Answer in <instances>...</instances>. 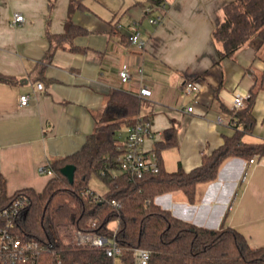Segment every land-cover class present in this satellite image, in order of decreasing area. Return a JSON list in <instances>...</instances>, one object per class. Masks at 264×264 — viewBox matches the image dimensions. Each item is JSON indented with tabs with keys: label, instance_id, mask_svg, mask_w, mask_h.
Here are the masks:
<instances>
[{
	"label": "crops",
	"instance_id": "1",
	"mask_svg": "<svg viewBox=\"0 0 264 264\" xmlns=\"http://www.w3.org/2000/svg\"><path fill=\"white\" fill-rule=\"evenodd\" d=\"M232 1L0 0V191L1 179L8 195L27 188L43 191L50 176L39 168L83 147L114 90L141 98L139 117L149 119L154 132L146 152L163 141L165 130L176 129L177 145L161 152L167 172H190L204 154L222 146L234 133L229 108L234 96L247 98L259 86L256 124L245 141H264V45L252 40L219 62L221 46L212 37L223 6ZM145 7L153 9L148 14ZM16 14L25 21L13 26ZM160 14L162 23L149 22ZM69 21L80 32L58 46L49 35L65 33ZM134 27L147 42L143 52L128 40ZM123 71L129 78L121 77ZM188 81L200 91L184 94ZM24 94L30 104L20 108ZM127 132L125 126L123 145ZM246 163L226 160L216 181L199 186L194 204L181 191L155 203L198 227L235 228L251 247H263L264 157L249 169Z\"/></svg>",
	"mask_w": 264,
	"mask_h": 264
},
{
	"label": "trees",
	"instance_id": "2",
	"mask_svg": "<svg viewBox=\"0 0 264 264\" xmlns=\"http://www.w3.org/2000/svg\"><path fill=\"white\" fill-rule=\"evenodd\" d=\"M78 6L82 7L81 2ZM79 32L69 21L65 33L50 34L49 38L61 46ZM212 37L221 46L219 62L233 58L252 40L258 39L264 45V0L225 4L223 19ZM261 88H253L244 107L231 112L234 133L224 138L222 146L204 154L199 167L173 173L163 168L161 152L177 145V131L169 128L153 151L159 172L142 179L130 178L120 171L118 163L123 153L121 129L135 123L142 100L134 93L114 90L105 108L95 115V129L83 147L66 158L50 161L47 167L53 174L43 191L27 188L8 195L5 180L1 179L0 208L19 196L29 197L30 204L16 222L15 231L25 240L36 239L41 243L44 250L41 264H114L104 249L78 247L75 242L78 231L114 237L122 249L117 264H136L133 251L137 248L150 251L149 264H264V246L251 247L235 228L225 224L219 229L198 227L175 218L155 203L159 196L181 191L187 202L194 204L199 186L216 181L226 160L239 158L249 162L264 157V141H245L253 135L254 106ZM68 165L76 168L73 183L61 172ZM93 177L108 187L100 195L101 201L91 191Z\"/></svg>",
	"mask_w": 264,
	"mask_h": 264
},
{
	"label": "built area",
	"instance_id": "3",
	"mask_svg": "<svg viewBox=\"0 0 264 264\" xmlns=\"http://www.w3.org/2000/svg\"><path fill=\"white\" fill-rule=\"evenodd\" d=\"M159 8L165 9L164 3L159 4ZM145 13H150L152 7H145ZM164 14L157 17H150L148 20L153 25L162 23ZM25 21L22 14H16L11 22L13 26ZM130 44L135 46L139 51H144L147 42L141 38L138 28L134 27L128 38ZM127 71L121 72L123 79L129 78ZM43 85L39 84L38 89ZM183 93L190 95L200 91V87L194 81H188L184 84ZM249 96V95H248ZM30 95H20L18 105L25 108L30 104ZM246 98L234 96L230 105L231 111L235 112L242 109L245 105ZM193 111V107L187 109ZM232 124V122H231ZM154 137L151 121L147 118L138 117L135 123L128 127L127 137L122 147L123 153L118 158L120 171L129 175L132 179H142L150 173H158L159 163L154 152H146L144 149L145 142ZM256 158L246 163L247 169L256 163ZM40 174L52 175V171L46 166L39 168ZM248 172L245 173L246 179ZM101 201L100 195L95 196ZM30 204L28 196L22 195L3 208H0V264H41L43 247L36 239L25 240L15 231L16 222L24 215ZM114 205H118L113 201ZM75 242L78 247H89L95 249H104L108 257L114 259V264L122 256V249L113 238L103 235L78 231L75 233ZM133 257L136 264H149L151 253L147 249L137 248L133 251ZM60 262V261H59Z\"/></svg>",
	"mask_w": 264,
	"mask_h": 264
},
{
	"label": "rangeland",
	"instance_id": "4",
	"mask_svg": "<svg viewBox=\"0 0 264 264\" xmlns=\"http://www.w3.org/2000/svg\"><path fill=\"white\" fill-rule=\"evenodd\" d=\"M124 133H125V126H123L121 129L120 142L123 139ZM119 172L120 171H116V174ZM90 188L91 191H94L97 195H103L108 190L107 185L104 182H102L98 177H93L91 179Z\"/></svg>",
	"mask_w": 264,
	"mask_h": 264
},
{
	"label": "water",
	"instance_id": "5",
	"mask_svg": "<svg viewBox=\"0 0 264 264\" xmlns=\"http://www.w3.org/2000/svg\"><path fill=\"white\" fill-rule=\"evenodd\" d=\"M75 166L73 165H68V166H65L61 172L62 174L71 182L73 183L74 182V176H75Z\"/></svg>",
	"mask_w": 264,
	"mask_h": 264
}]
</instances>
